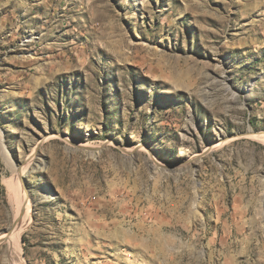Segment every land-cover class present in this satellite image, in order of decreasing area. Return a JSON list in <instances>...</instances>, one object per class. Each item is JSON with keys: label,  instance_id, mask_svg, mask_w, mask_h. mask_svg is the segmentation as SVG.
<instances>
[{"label": "rangeland", "instance_id": "obj_1", "mask_svg": "<svg viewBox=\"0 0 264 264\" xmlns=\"http://www.w3.org/2000/svg\"><path fill=\"white\" fill-rule=\"evenodd\" d=\"M252 132L264 0H0V264H264Z\"/></svg>", "mask_w": 264, "mask_h": 264}, {"label": "bare ground", "instance_id": "obj_2", "mask_svg": "<svg viewBox=\"0 0 264 264\" xmlns=\"http://www.w3.org/2000/svg\"><path fill=\"white\" fill-rule=\"evenodd\" d=\"M251 137L264 141V133L258 135L252 132ZM216 147H218V145L212 148H216ZM34 158L35 156H33V158L30 160L28 165L24 169H22L23 174H26L27 170L30 167H32ZM17 171H20V169H18ZM15 190H16L15 193L17 194L16 201L18 202V206H17L18 208H17V211H15L16 213L15 214V225L11 228V230L9 229L10 230L9 233L6 234L0 241V244H5V246L9 247V249L12 251L11 257L13 258L14 261L16 259H20V260L22 259L21 251H22L23 236L26 233L27 229L32 224L31 214H30L31 213V198H30V195L27 189H25L24 183L21 179H20L19 185L15 187Z\"/></svg>", "mask_w": 264, "mask_h": 264}]
</instances>
